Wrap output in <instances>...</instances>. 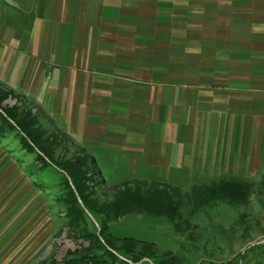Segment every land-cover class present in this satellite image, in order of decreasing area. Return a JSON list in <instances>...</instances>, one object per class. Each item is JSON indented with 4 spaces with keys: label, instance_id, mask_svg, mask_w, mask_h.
Returning <instances> with one entry per match:
<instances>
[{
    "label": "crops",
    "instance_id": "obj_1",
    "mask_svg": "<svg viewBox=\"0 0 264 264\" xmlns=\"http://www.w3.org/2000/svg\"><path fill=\"white\" fill-rule=\"evenodd\" d=\"M0 83L123 180L252 163L264 0H0Z\"/></svg>",
    "mask_w": 264,
    "mask_h": 264
},
{
    "label": "rangeland",
    "instance_id": "obj_2",
    "mask_svg": "<svg viewBox=\"0 0 264 264\" xmlns=\"http://www.w3.org/2000/svg\"><path fill=\"white\" fill-rule=\"evenodd\" d=\"M0 86V107L16 117L11 122L15 131L0 127V264H126L112 257L104 241L118 256L124 248L138 254L134 264H264V146L252 163L249 154L242 165L244 156L236 155L239 162L231 166L137 172L123 180V172L99 171L70 139L66 124ZM27 140L36 152L25 145ZM64 162L87 169L85 193L99 208L112 203L126 184L142 193L148 184L168 192L175 211L170 219L128 213L106 226L96 212L73 221ZM100 227L105 230L101 236ZM123 237L143 242H124Z\"/></svg>",
    "mask_w": 264,
    "mask_h": 264
},
{
    "label": "trees",
    "instance_id": "obj_3",
    "mask_svg": "<svg viewBox=\"0 0 264 264\" xmlns=\"http://www.w3.org/2000/svg\"><path fill=\"white\" fill-rule=\"evenodd\" d=\"M15 118L14 112L11 109L0 107V127L2 129H6V127H12V130L15 131L16 127H14L11 123L15 120ZM21 140H25V137H21ZM25 145H27V147L32 152H36V148L33 146V144L28 142V140L25 141ZM62 165L64 169L63 174L67 182L65 198L66 202L69 204L68 209L71 215H74L72 216L73 221L84 220L85 215H88L87 212H96L101 215L102 224L106 226L109 221L128 213L144 212L157 216H167L168 218L170 216L171 218L173 215L172 213L175 211V206L172 205L168 192L151 188L150 185L148 186V184L147 189H145V192L143 193L139 188H131L126 184L123 189L117 191L116 197L112 203L99 208L85 193L88 186V179L86 178L87 169L81 170L82 168L80 169L79 167L80 164L78 167L73 168L71 163L68 162H64ZM82 165L83 163H81V166ZM94 173L96 175L98 174L97 172ZM100 229L99 235L101 236V234L103 235L105 233V230L101 227ZM99 235H93L94 240L97 243H101ZM122 241L134 244L143 242L131 237H123ZM102 245L113 253L112 257L114 259H119L120 261H123V263L134 264L140 260V256L132 252L129 248H124V254L118 256V254L106 246L109 245L108 242L104 241Z\"/></svg>",
    "mask_w": 264,
    "mask_h": 264
}]
</instances>
